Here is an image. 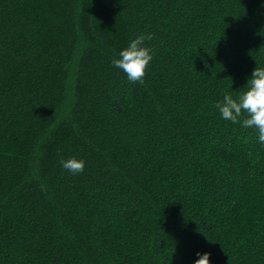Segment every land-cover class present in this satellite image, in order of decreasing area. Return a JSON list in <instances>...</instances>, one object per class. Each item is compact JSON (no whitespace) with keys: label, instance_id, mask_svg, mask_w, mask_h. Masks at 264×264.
I'll return each instance as SVG.
<instances>
[{"label":"trees","instance_id":"obj_1","mask_svg":"<svg viewBox=\"0 0 264 264\" xmlns=\"http://www.w3.org/2000/svg\"><path fill=\"white\" fill-rule=\"evenodd\" d=\"M256 67L264 0H0V264H264V144L215 107Z\"/></svg>","mask_w":264,"mask_h":264},{"label":"clouds","instance_id":"obj_2","mask_svg":"<svg viewBox=\"0 0 264 264\" xmlns=\"http://www.w3.org/2000/svg\"><path fill=\"white\" fill-rule=\"evenodd\" d=\"M151 34L139 35L130 40L127 47L118 54L119 58L112 60V65L127 76L132 83H144V78L154 53L149 47H145V40H151ZM244 91L237 98L225 95L223 100L215 104L222 119L231 121L233 124L240 123L246 129L255 128L258 140L264 144V68L256 67L251 78L248 79ZM63 169L73 175L82 173L85 169V161L76 158L59 161ZM211 253H197L199 259L195 264H210Z\"/></svg>","mask_w":264,"mask_h":264}]
</instances>
